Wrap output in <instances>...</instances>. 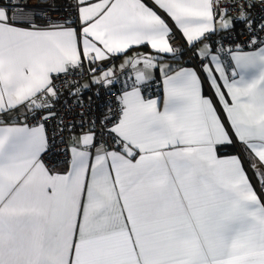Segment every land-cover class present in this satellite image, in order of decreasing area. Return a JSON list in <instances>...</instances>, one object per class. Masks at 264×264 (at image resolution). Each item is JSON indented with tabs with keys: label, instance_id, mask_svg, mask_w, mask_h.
<instances>
[{
	"label": "snow or ice",
	"instance_id": "6c2138e0",
	"mask_svg": "<svg viewBox=\"0 0 264 264\" xmlns=\"http://www.w3.org/2000/svg\"><path fill=\"white\" fill-rule=\"evenodd\" d=\"M152 4L75 0L71 19L40 24L35 8L0 0V264H264V0ZM165 16L198 70L169 75L158 63L182 54ZM140 46L152 51L128 55ZM119 56L126 79L85 128L83 95L93 84L111 91ZM156 69L162 101L146 95ZM84 74L89 83L70 79ZM65 93L79 134L56 111ZM49 121L60 143L73 132L62 170L46 162L57 147ZM237 144L259 192L243 157L218 155Z\"/></svg>",
	"mask_w": 264,
	"mask_h": 264
},
{
	"label": "built area",
	"instance_id": "2783aa9c",
	"mask_svg": "<svg viewBox=\"0 0 264 264\" xmlns=\"http://www.w3.org/2000/svg\"><path fill=\"white\" fill-rule=\"evenodd\" d=\"M21 4H27L29 8H35L37 12L39 13L41 19H39L37 22L40 24H44L48 17H51L52 20H60L62 18H69L71 19L72 15L75 14V10L73 5L75 4V0H19ZM237 31H240V29H237ZM233 39L236 40L237 43H242L244 40L247 39L246 36H239L236 37L235 34H233ZM213 40L219 41L218 36H214ZM218 46V45H217ZM225 50H227L229 47H234L230 42H225L224 44ZM243 51H250L251 49L247 46H244ZM222 53H227V51H224ZM119 82L115 84L114 87H111V91L109 92L108 89H105L101 87L100 85L93 84L91 85L90 90L85 91L83 95V101L84 104L87 106L91 104L90 108H85V116H84V123L85 128H87L88 124L87 121L89 119H96L97 124L99 126V120L103 118L105 113L108 111L109 104L108 102L111 100H114V94L118 93V91L121 89L122 84L124 80L126 79V75H120ZM70 79H78L82 84L89 83L90 77L88 74L84 75H78L75 77H71ZM131 83L130 81H128ZM59 84L60 82L57 81ZM99 92L100 95L97 96L95 93ZM150 91L147 89L146 93H149ZM72 97H68L67 93H65L64 96L61 97V103H58L56 105V111L58 115L63 116L64 122L66 124H71L73 122V116L75 117V134H79L81 131L80 129V122L81 117L79 116V109L73 108L70 112L68 108L63 107L64 101H67L69 104L72 102ZM31 123V121H29ZM56 121H49L46 125L47 131L49 136L56 135L57 136V147L54 150L53 153H51L47 158L46 162L53 161L56 164V167H59L63 165V161L65 159L64 157V149L68 143V138L70 135L73 134V132L69 129H65L63 132V139L65 143H60V135L58 134L59 130L55 127Z\"/></svg>",
	"mask_w": 264,
	"mask_h": 264
},
{
	"label": "crops",
	"instance_id": "0c3cea01",
	"mask_svg": "<svg viewBox=\"0 0 264 264\" xmlns=\"http://www.w3.org/2000/svg\"><path fill=\"white\" fill-rule=\"evenodd\" d=\"M145 2L148 3L149 6H153L154 7V5L152 4V0H145ZM157 11H159V9H157ZM160 14L164 15L162 12ZM165 19L167 20L169 25L173 28L174 38L172 39L171 43L175 47L181 49L182 54L178 53L175 58H173L172 54H162V58L158 61V63L160 65H166V66L170 65L171 66L173 71L169 72V75L173 74L176 70H179V68H181V67L197 68V70H198L199 69V65H200V60L198 58H193V55H192V52H194L195 50L193 49L192 52H190L188 50L187 45L185 44V41L182 38V35H181L180 31L176 29V27L174 25V22L171 21V19L168 18L167 16H165ZM150 51H152L150 49V46H140V47H135L132 50H130L128 52V55L129 56H133L136 53H148ZM220 56H221L222 61L225 63V65L229 66L227 70H228V72L230 74L231 73V68L234 67V61L231 60V56L228 55V53H220ZM123 62H124V57L123 56L113 57L112 60L108 62L110 65H114L115 66L117 76L125 74V73H122L120 71V69H119V66ZM128 74H131V69H128ZM163 76H164V73L162 71H160L159 69L153 70V80L152 81L158 80L160 85L155 90V91H157V93L154 94V95L152 93V95H150V96H152L154 98L158 97V98H160L161 101H162L163 95H164V93H163V82H162L163 81ZM203 76H204V74L201 73L202 79H203ZM220 83L222 84V81ZM202 91H203V94L205 96H210V97H212V99L214 101L216 100V96L214 95V89H212L209 86L208 81H204L203 86H202ZM225 91H226V89H225ZM146 95H149V94L146 93ZM216 106H217L218 109L220 108V105L218 103H217ZM220 115L222 117L224 116L223 111L220 112ZM234 148L236 149V154H233V155H237L238 154V155H240L241 157L244 158V166H245V168L247 170L248 176H249L252 184L257 188V191L259 192L261 186L258 183L257 176L255 175V172L253 171V169L251 167H249V159H248L247 154L244 151H242L241 145H239V144H237ZM229 156H232V155L221 156V157H229ZM63 167H64V165H61V166H59L57 168L62 170ZM257 170L259 172L264 173V167H260L259 165H257Z\"/></svg>",
	"mask_w": 264,
	"mask_h": 264
},
{
	"label": "trees",
	"instance_id": "16d2710c",
	"mask_svg": "<svg viewBox=\"0 0 264 264\" xmlns=\"http://www.w3.org/2000/svg\"><path fill=\"white\" fill-rule=\"evenodd\" d=\"M160 83L158 80H154L150 83L149 85V90L150 92L148 93L149 95H153L157 93V91H155L158 87H159ZM236 154V149L234 147H226V148H222L220 149L218 155L219 156H227V155H233Z\"/></svg>",
	"mask_w": 264,
	"mask_h": 264
},
{
	"label": "rangeland",
	"instance_id": "374dc122",
	"mask_svg": "<svg viewBox=\"0 0 264 264\" xmlns=\"http://www.w3.org/2000/svg\"><path fill=\"white\" fill-rule=\"evenodd\" d=\"M148 90H149V86H148V88H147ZM148 94V93H147Z\"/></svg>",
	"mask_w": 264,
	"mask_h": 264
}]
</instances>
